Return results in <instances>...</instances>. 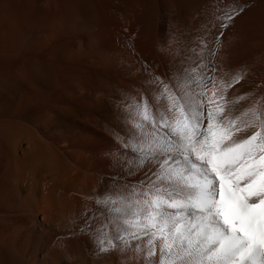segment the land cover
<instances>
[{"label":"bare ground","instance_id":"6f19581e","mask_svg":"<svg viewBox=\"0 0 264 264\" xmlns=\"http://www.w3.org/2000/svg\"><path fill=\"white\" fill-rule=\"evenodd\" d=\"M201 37L236 110L264 104V0H0V264H144L98 254L85 212L145 179L119 162L126 106Z\"/></svg>","mask_w":264,"mask_h":264},{"label":"snow or ice","instance_id":"6c2138e0","mask_svg":"<svg viewBox=\"0 0 264 264\" xmlns=\"http://www.w3.org/2000/svg\"><path fill=\"white\" fill-rule=\"evenodd\" d=\"M187 51L126 106L119 162L145 179L97 196L81 231L98 254L144 264H264V104L236 110L245 97L227 90L242 77L217 85L208 38Z\"/></svg>","mask_w":264,"mask_h":264}]
</instances>
